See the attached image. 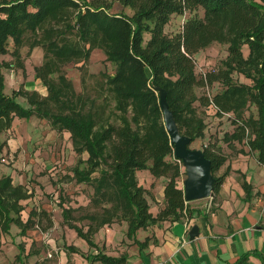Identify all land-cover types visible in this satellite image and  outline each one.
Returning a JSON list of instances; mask_svg holds the SVG:
<instances>
[{"label":"trees","instance_id":"obj_1","mask_svg":"<svg viewBox=\"0 0 264 264\" xmlns=\"http://www.w3.org/2000/svg\"><path fill=\"white\" fill-rule=\"evenodd\" d=\"M117 5L133 9V15L123 9L115 12ZM200 9L203 15L198 13ZM187 12L191 15L182 30L167 33L172 16ZM28 32L32 34L30 52L39 46L44 49L36 78L47 86V96L24 87L12 94L5 91L4 68L15 65L26 75L21 48ZM146 34H150L148 40ZM10 39L16 47L11 54L14 60L8 62L3 56L9 53ZM214 43L227 44L228 55L221 67L200 77L194 56ZM245 47L249 50L247 56ZM97 48L115 66L113 73L99 75L106 94L101 104L99 97L85 91L78 93L64 71L69 63L87 62ZM236 72L251 83L235 82ZM214 83L222 84L223 89L212 97L199 96L198 88ZM157 87L166 89L181 132L193 141L204 138L207 127L196 102L213 106L221 117L235 114L237 127L226 134L225 140L231 148L233 141H245L264 166V0H0V134L12 127L16 117L34 115L46 119L58 132L70 133L79 156L73 179L91 184L94 193L90 205L81 207L87 210L84 215L75 217L77 209L70 207L63 208V216L66 224L91 245L95 244L92 235L116 222H127V235L134 238L138 230L161 221L184 219L185 209L188 218L192 217L193 209L181 186L182 168L173 159L174 145L165 126ZM18 96L25 97L29 106L22 105ZM109 96L115 102L110 112ZM252 106L257 113L246 116ZM5 146L0 141V156ZM215 146L210 142L203 149L212 160L217 193L225 177L218 172L226 158ZM144 169L157 178L168 179L166 206L158 213L151 209L150 191L138 181L137 172ZM244 186L249 197L250 186ZM33 196L27 185L15 184L11 176L0 174L1 231L10 233L15 224L22 235L26 234L42 224V217L47 219L43 230L53 226L48 213L36 209L24 221L23 201ZM84 220L89 221L87 231L77 223ZM148 243L147 239L140 246ZM250 255L245 253L235 264H250ZM258 255L264 264V255ZM99 259L108 264L126 260L124 256L106 254Z\"/></svg>","mask_w":264,"mask_h":264},{"label":"crops","instance_id":"obj_2","mask_svg":"<svg viewBox=\"0 0 264 264\" xmlns=\"http://www.w3.org/2000/svg\"><path fill=\"white\" fill-rule=\"evenodd\" d=\"M32 53L29 57L23 56L26 75L23 69L15 65L4 68L5 91L8 94L24 87L42 96L48 95L47 86L40 78H36V67L42 65L44 51L39 46ZM248 53L249 50L245 55ZM3 57L8 62L14 60L9 53ZM17 99L22 105L29 106L25 97L18 96ZM0 141L6 143L1 156L8 161L0 165V174L11 176L15 184L27 185L34 192L32 198L23 201L26 207L24 211H28L23 214L24 221H27L35 208L47 212L54 223L47 230L36 225L23 235L15 224L10 233L0 229V254L5 251L8 256L18 257L23 253L18 243L23 241L26 243L24 254L34 260L38 253H33L31 246L37 240L51 244V248L41 251V260L55 258L56 264H108L99 259L101 254L124 256L126 260L121 264H235L245 253L251 254L248 260L250 264H262V257L258 254L264 255V166L250 152L245 141H233L234 148L228 142L224 144L221 154L226 161L219 171L225 177L221 187L214 194L212 204L208 201L205 204L190 205L193 214L188 225L185 218L180 221L165 220L138 230L135 237L130 238L127 235L128 223L116 222L100 228L92 235L94 245L66 224L60 205L63 208L70 206L57 199L61 188L60 183H56L57 171L52 165L61 162L64 174L71 178L74 176L77 153L70 133L58 132L46 119L35 115L30 118L16 117L12 127L0 134ZM87 156L84 154V158ZM45 177L46 180L43 179ZM137 177L140 184L150 191L148 200L151 209L158 213L166 206L165 188L168 179L155 177L149 169L139 170ZM74 181L78 183L76 179ZM244 183L250 186L249 197ZM46 194L54 195V198H48ZM76 200L81 199L77 197ZM90 201H74L71 205L76 209L75 205L88 206ZM88 224L89 221L83 226L85 231L89 228ZM195 225L199 226L200 232L192 239L190 231ZM64 234L66 246L59 247L57 241L63 240ZM147 239L148 245L140 246ZM0 264L8 263L0 260Z\"/></svg>","mask_w":264,"mask_h":264},{"label":"rangeland","instance_id":"obj_3","mask_svg":"<svg viewBox=\"0 0 264 264\" xmlns=\"http://www.w3.org/2000/svg\"><path fill=\"white\" fill-rule=\"evenodd\" d=\"M123 9L126 13L133 15L134 11L133 9L127 7V8H121L120 6H116L114 8V11H118ZM200 15L204 14V10L200 9L198 12ZM191 13L187 12L185 15H173L171 21L166 25V32L169 34H173L176 32H179L182 30L183 25L185 23L186 18L190 17ZM32 34L30 32L26 33L25 35V39H26V44L21 48V53L23 56L25 57H29L30 53H32V50L30 52V47L28 46V43L31 39ZM146 40H148L150 38V34H146L145 36ZM9 54H12L13 50L15 49V44L13 39H10L9 41ZM42 48V47H41ZM43 49V48H42ZM227 44H223V43H214L213 45H211L208 48H205L203 50H201L200 52L195 54V61H196V72L197 74L201 77L204 76L206 73H208L209 71H212L216 68H219L222 66V62L224 59H226V56L228 55L227 53ZM44 51V49H43ZM248 51V47L244 48V53L246 54V52ZM40 59V58H39ZM37 59V60H39ZM64 71L66 72V74L68 75V77L73 81V84L75 86V89L77 90V92H82L85 91L87 94H89L90 96L93 97H99L97 98L98 103L101 104L103 103L104 99H105V93L102 90L101 86H100V78L99 75L101 72H109V73H113L115 71V66L111 63L107 61V57L104 53V51L102 49H94L91 53V56L89 58V60L87 62H79V63H69L66 66H64ZM234 77V81L237 83L240 82H248L251 83L250 79H247L246 77H244L242 74L239 73H234L233 75ZM83 79H85V83L83 82ZM223 89V85L220 83H214L212 86H206L205 88H198L197 89V93L199 94V96L202 95H207V96H214L216 93L220 92ZM102 93V96H101ZM109 105L107 108V111H114V105L115 102L112 99V96H109ZM196 106H198L200 108V111L202 112V116L205 118V122L207 124L206 130H205V137L204 138H197L196 140H194L191 143V147L192 148H204V143L209 141L213 142V144H215V149H221V151L225 148V143L227 142L225 140V136L226 134H230L232 132L235 131L237 124H235L233 122V120H235V114L233 113H227L224 116H218L217 115V110L213 107H205L202 106L200 102H196ZM250 112H255V114L257 113L256 108L254 106H252L247 112H246V116L250 115ZM114 122L118 123V121H116L115 117H114ZM208 138V139H206ZM200 140H202V143L200 144ZM4 152V149L2 151V153ZM1 153V154H2ZM79 156L77 155L75 164L78 161ZM175 160V159H174ZM182 175L180 178L181 181V186L184 187V182L187 178V174L185 171V167L182 164ZM53 168H55L56 172V176H57V180L56 183L59 184L60 186L59 188H61V192L60 194L57 195V199L59 200L60 203H66L68 206L73 207L71 205V203L73 204L74 201H76L77 203H80L81 201L86 202L88 201V199L91 200L93 193H94V187L89 184V183H82L81 186L78 185V183H75L74 179L71 178V176H68L66 174H64V167H63V163H59V162H55L52 165ZM99 173H95L94 176H98ZM218 175H220V171L218 172ZM46 176V174L44 175ZM44 180L47 179V177L43 178ZM48 198H54L51 195H45ZM77 197H79L81 200H76ZM210 201L209 198H205V199H199V200H195L192 201V204H190L191 206L194 204L201 203V204H205L206 202ZM59 204V203H58ZM90 205V203H89ZM88 205V206H89ZM63 206V205H62ZM60 205V207L63 209ZM83 207V205H75V208L77 209L74 212V216L79 218L80 216L84 215L86 213L87 210L82 209L81 207ZM88 206H84V207H88ZM35 209V208H34ZM91 211H94V209H89ZM39 211V210H38ZM28 213V211H23ZM39 217L37 216L36 220ZM49 218V217H48ZM86 221V222H85ZM85 223H88V220H84L79 222V225L84 226ZM47 224V219L45 218L44 221L42 220V224L40 225L41 228L45 227V225ZM54 224V223H53ZM16 238V237H15ZM63 240L60 239L57 241V246L59 247H64L66 246L64 244L65 241V234L63 235ZM14 239V238H13ZM66 242V241H65ZM20 244L21 248L20 250H23V253L18 255V257L16 255H9L7 253H5V251H2L3 254H0V260H2L5 263L8 264H30V262L33 263H41V264H56V259L52 258V259H46V260H41V256L40 253L43 249L48 250L49 248H51V244L48 242H44V241H37L35 240L32 243L31 246V251L33 253H38L37 257H34L33 259H29V256L27 254H24V248L26 243L19 242L18 245ZM1 252V251H0ZM12 254V253H11ZM2 258V259H1Z\"/></svg>","mask_w":264,"mask_h":264},{"label":"water","instance_id":"obj_4","mask_svg":"<svg viewBox=\"0 0 264 264\" xmlns=\"http://www.w3.org/2000/svg\"><path fill=\"white\" fill-rule=\"evenodd\" d=\"M160 105L164 114L165 126L174 145V154L185 167L187 178L184 182V196L187 202L209 198L214 195L216 177L212 172V160L206 156L204 149L192 148V137L181 132L174 113L169 107L167 91L157 87ZM200 228L195 225L190 231L192 239L199 235Z\"/></svg>","mask_w":264,"mask_h":264},{"label":"built area","instance_id":"obj_5","mask_svg":"<svg viewBox=\"0 0 264 264\" xmlns=\"http://www.w3.org/2000/svg\"><path fill=\"white\" fill-rule=\"evenodd\" d=\"M210 143V140L209 141H207V142H205L204 143V147H207L208 146V144ZM174 154V153H173ZM173 159H175V161H177L180 165H182L183 163H182V161L180 160V159H178L176 156H175V154L173 155ZM0 162H1V164H6L8 161H7V159L5 158V157H2V156H0ZM182 167V166H181ZM214 195H212V196H210L209 197V199H210V204H212L213 203V201L215 200V196L213 197ZM188 203V202H187ZM187 210L185 209V223L187 224V223H189L190 222V219L188 218V215H187ZM188 225V224H187Z\"/></svg>","mask_w":264,"mask_h":264}]
</instances>
